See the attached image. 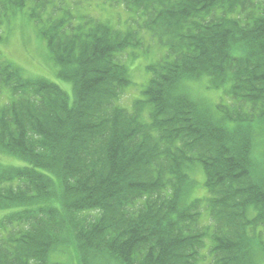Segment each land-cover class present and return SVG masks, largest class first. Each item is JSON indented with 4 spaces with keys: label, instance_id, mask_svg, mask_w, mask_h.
<instances>
[{
    "label": "trees",
    "instance_id": "obj_1",
    "mask_svg": "<svg viewBox=\"0 0 264 264\" xmlns=\"http://www.w3.org/2000/svg\"><path fill=\"white\" fill-rule=\"evenodd\" d=\"M107 1L142 23H72L66 0H0V22L27 12L73 92L0 61V149L25 163H0V209H13L0 264H65L56 250L73 264H260L264 0ZM140 29L167 54L129 110L117 104L129 84L117 57L142 43ZM204 75L226 84V102L189 92ZM194 165L206 194L189 198Z\"/></svg>",
    "mask_w": 264,
    "mask_h": 264
},
{
    "label": "rangeland",
    "instance_id": "obj_2",
    "mask_svg": "<svg viewBox=\"0 0 264 264\" xmlns=\"http://www.w3.org/2000/svg\"><path fill=\"white\" fill-rule=\"evenodd\" d=\"M71 1L73 4L75 2L82 3L79 7H71V13L75 15V18L72 19L73 23H76L79 17L86 13L101 19L102 22L110 24L112 27L117 26V28L120 27L122 29L128 24L135 27L137 24H141L143 20L141 14L126 10L120 4L112 5L108 2L104 3L101 0ZM141 32L144 34L143 43L140 46H130V48L119 53L120 55L118 56L127 66L130 79V83L126 86L118 104L128 108H131L130 105L133 99L140 98L141 91L146 85L145 81L149 78L146 66L158 61L166 53V46L163 43L164 46L160 44L156 37L154 39L147 32L143 30ZM5 60L20 67L26 77H42L55 82L67 92L69 98L72 97L73 92L70 81L57 76L58 68L52 57H50L48 48L45 46V41L37 34L32 19L28 17L27 12L24 10L10 12L7 16H3V20L0 23V61ZM188 84L189 92L209 105L228 100V94L225 90L226 86L221 85L213 88L210 86V81L207 80L206 75L190 81ZM8 98L9 94L7 93L1 98V101L6 102ZM255 141L256 145L258 143L255 151L260 153L261 158L264 160V125L256 135ZM0 163L5 165H21L23 161L17 156L11 153L7 154L0 149ZM191 176L200 181L198 186L195 187L197 188L196 191L193 189L190 191L189 197L204 195L206 188L203 185L204 177L200 173L199 166L194 167L191 171ZM12 210V208L0 209V219ZM54 252L53 259L55 261L60 260L64 261L65 264H73V259L70 255L57 250ZM260 264H264V259H262Z\"/></svg>",
    "mask_w": 264,
    "mask_h": 264
}]
</instances>
